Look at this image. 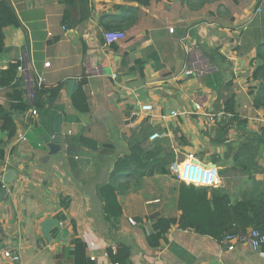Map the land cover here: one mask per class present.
<instances>
[{"label": "crops", "instance_id": "obj_1", "mask_svg": "<svg viewBox=\"0 0 264 264\" xmlns=\"http://www.w3.org/2000/svg\"><path fill=\"white\" fill-rule=\"evenodd\" d=\"M8 1L20 24L4 28L0 67L16 60L27 66V103L34 76L45 86L61 83V89L35 115L31 108L14 114L13 139L0 135V176L15 172L3 183L0 251L19 254V264H73V241L79 238L94 264H111L106 249L119 243L130 249L132 264H264V246L253 250L239 239L228 249L177 223L157 246L149 245V216L180 215L170 167V175L144 177L118 192L122 213L116 220L105 218L98 194L144 120L169 138L178 159L193 152L204 167L216 169L218 181L210 187H223L233 200L264 184V111L253 106L259 81L251 77L256 48L264 42V0H77L68 25L59 0ZM129 8L135 22L122 29L125 38L106 44L103 33L112 17L127 15ZM81 82L87 112L71 101ZM5 92L0 89L2 104ZM230 98L243 123H234L224 143H212L204 134L214 124L207 114L219 119ZM144 104L152 110L142 111ZM56 113L59 149L48 154L45 139L53 138ZM79 137L95 141L96 148L77 143ZM245 145L248 155L241 150L237 164L236 153Z\"/></svg>", "mask_w": 264, "mask_h": 264}, {"label": "trees", "instance_id": "obj_2", "mask_svg": "<svg viewBox=\"0 0 264 264\" xmlns=\"http://www.w3.org/2000/svg\"><path fill=\"white\" fill-rule=\"evenodd\" d=\"M76 1L59 0V3L64 5L63 24L68 25L70 21L69 9ZM129 1L147 5L150 0ZM134 11V8H129L127 15L112 17L114 21L113 25L109 26V30L123 31L122 29L130 27L135 22L132 15ZM19 24V18L10 2L0 0V53L5 50L4 28ZM255 60L256 66L251 77L258 80L259 84L253 106L264 111V42L257 46ZM19 64L20 61L16 60L5 68L0 67V89L6 91L7 101V104L0 103V135H5L7 140L13 139L17 133L15 113L21 114L30 108L37 111L46 105L51 106L61 89V83L53 86L34 85L32 101L27 103L24 98L25 84L17 71ZM71 101L76 110L89 111L82 82L72 95ZM232 104L233 99L230 98L224 109V115L219 119L215 117L214 124L210 126L209 130L204 131L212 143H224L234 123H243L230 107ZM145 121L128 138V151L116 158L108 181L98 187V194L104 203V213L107 219L116 220L121 216L122 210L117 199L118 192L136 186L144 177H152L156 174L170 175L169 166L176 158L175 150L166 136L149 140V137L156 131L151 125L144 124ZM76 142L92 148L97 146L95 141L85 137L77 138ZM248 148V145H245L238 149L235 160L237 164L239 155H242L241 150L244 149L243 154L248 155ZM3 157L4 152L0 147V160ZM177 184L176 207L180 211V215L178 217L149 216L147 218L150 222V232L147 236L149 245L157 246L161 239H165L170 227L176 223L182 229H190L198 234L208 235L218 242H221L226 234H247L253 228L264 234V184L257 191H242L239 198L235 200L221 186H196L183 181H179ZM1 187L3 186L0 183ZM137 221L140 222L142 219L137 218ZM85 249V242L75 238L71 250L73 264H94L92 260L86 258ZM106 254L111 264H132L130 249L124 244L119 243L115 247H108Z\"/></svg>", "mask_w": 264, "mask_h": 264}, {"label": "built area", "instance_id": "obj_3", "mask_svg": "<svg viewBox=\"0 0 264 264\" xmlns=\"http://www.w3.org/2000/svg\"><path fill=\"white\" fill-rule=\"evenodd\" d=\"M260 9L257 8V11ZM64 28V26L62 27ZM170 32H173V28H169ZM125 38V32L120 30H107L103 33V39L106 44H112L115 42H118ZM45 66H49V62H46L44 64ZM18 74L23 79L24 83L29 81V78H27L26 72L28 71V68L25 64H19L17 67ZM32 73V72H31ZM189 73V72H187ZM34 76V71H33ZM35 81L31 84V91L29 92V100L32 101L33 97V90L34 85L42 86L43 85V79L40 76H34ZM196 108H199L197 104H195ZM142 111H151L152 106L150 104H144L141 106ZM30 113L32 115L36 114V110L34 108H31ZM172 115H177V113L172 112ZM224 115V113H221V116ZM207 117L210 122H214L215 117L211 114H207ZM163 134H160L158 132L152 134L149 137V140H154L155 138L162 137ZM185 159L180 160L176 156L175 160L170 164V170L174 174V178L179 182L183 181L185 183H192L196 186H211L217 183L218 181V173L217 170L210 167H204L196 158L195 154L193 152L187 153L184 157ZM184 169V170H183ZM0 183L3 186V181L0 176ZM129 222L132 225H135L137 222L136 220L129 218ZM246 239L249 241L250 246L253 250L259 249L260 247L264 246V234L261 233L258 229H250L248 233L246 234V237L239 236L238 234H226L221 243L227 245L228 249H233L235 246V243L237 240ZM105 255H107L105 253ZM4 260V261H2ZM20 256L16 252H13L11 250H3L0 251V264H19Z\"/></svg>", "mask_w": 264, "mask_h": 264}, {"label": "water", "instance_id": "obj_4", "mask_svg": "<svg viewBox=\"0 0 264 264\" xmlns=\"http://www.w3.org/2000/svg\"><path fill=\"white\" fill-rule=\"evenodd\" d=\"M68 87L70 90H73L77 88V82L75 79H71L68 82ZM61 125V114L56 113L53 118V138L51 141L45 139V144L48 147V154L56 153L59 149V140H60V134L59 129ZM214 165V164H212ZM15 175V172L13 170H10L6 172L3 175L2 181L4 182H11L13 177ZM7 191L5 187L0 188V201L3 199V197L6 195Z\"/></svg>", "mask_w": 264, "mask_h": 264}, {"label": "rangeland", "instance_id": "obj_5", "mask_svg": "<svg viewBox=\"0 0 264 264\" xmlns=\"http://www.w3.org/2000/svg\"><path fill=\"white\" fill-rule=\"evenodd\" d=\"M186 141H187V139H185V141H182V143H184V142H186ZM187 150H189V149H187ZM184 151H185V150H184ZM175 182H178V181L175 180Z\"/></svg>", "mask_w": 264, "mask_h": 264}]
</instances>
